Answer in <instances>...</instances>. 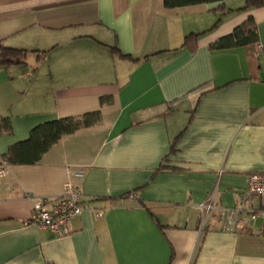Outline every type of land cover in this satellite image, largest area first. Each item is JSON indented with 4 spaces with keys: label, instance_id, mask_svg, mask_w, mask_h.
Returning <instances> with one entry per match:
<instances>
[{
    "label": "crops",
    "instance_id": "obj_1",
    "mask_svg": "<svg viewBox=\"0 0 264 264\" xmlns=\"http://www.w3.org/2000/svg\"><path fill=\"white\" fill-rule=\"evenodd\" d=\"M244 2L0 0V45L26 51L0 67V162L38 125L100 113L37 164L5 166L0 264H264L257 198L225 228L248 177L264 175V7L237 11ZM249 17L255 46L211 48ZM68 185L82 195L70 233L31 225L36 202Z\"/></svg>",
    "mask_w": 264,
    "mask_h": 264
},
{
    "label": "trees",
    "instance_id": "obj_2",
    "mask_svg": "<svg viewBox=\"0 0 264 264\" xmlns=\"http://www.w3.org/2000/svg\"><path fill=\"white\" fill-rule=\"evenodd\" d=\"M223 0H162V6L165 9H177L203 4L220 3L218 10H223ZM264 7V0H245L244 6L237 11H245L252 8ZM217 21L213 28L218 24ZM199 35L189 34L184 38L182 47L195 45ZM256 31L252 18H247L243 23L237 26L229 35L218 39L212 46V49L225 50L235 47L255 46ZM112 52L119 55L120 58L130 59L127 54L121 53L116 47L110 48ZM26 51L20 49L7 48L0 45V67L6 68L10 65H24L22 61ZM108 102V99H101L100 104ZM100 122V113H86L79 117H68L46 122L34 127L26 140L18 142L7 150L1 156V162L6 165H34L37 164L43 155L55 145L63 136L72 134L80 129L89 128ZM10 132L9 117L0 116V134ZM174 151V145L171 146L170 153ZM166 159V158H165ZM165 165H159L156 171L161 172L169 170Z\"/></svg>",
    "mask_w": 264,
    "mask_h": 264
},
{
    "label": "built area",
    "instance_id": "obj_3",
    "mask_svg": "<svg viewBox=\"0 0 264 264\" xmlns=\"http://www.w3.org/2000/svg\"><path fill=\"white\" fill-rule=\"evenodd\" d=\"M256 50L261 51V45H256ZM5 166L0 163V177L4 175ZM249 197H255L260 203V214L264 218V175L251 174L248 177L247 192L241 204L226 213V230L233 231L240 214L244 211L242 202ZM202 219L214 214L218 209L213 197H209L200 208ZM82 212V195L77 188L67 186L64 193L56 199H39L32 209L29 223L39 229L49 231L55 237H63L70 233L71 222ZM249 219L254 220V211H249Z\"/></svg>",
    "mask_w": 264,
    "mask_h": 264
}]
</instances>
